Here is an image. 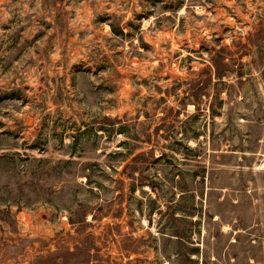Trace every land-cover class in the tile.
<instances>
[{
	"label": "rangeland",
	"instance_id": "rangeland-1",
	"mask_svg": "<svg viewBox=\"0 0 264 264\" xmlns=\"http://www.w3.org/2000/svg\"><path fill=\"white\" fill-rule=\"evenodd\" d=\"M0 264H264V0H0Z\"/></svg>",
	"mask_w": 264,
	"mask_h": 264
},
{
	"label": "trees",
	"instance_id": "trees-1",
	"mask_svg": "<svg viewBox=\"0 0 264 264\" xmlns=\"http://www.w3.org/2000/svg\"><path fill=\"white\" fill-rule=\"evenodd\" d=\"M111 27H112V29L114 30V28H113V25L111 24ZM203 95H205V96H207V93H206V91H205V83H202L201 85H199V84H197V87H196V89L194 90V93H189V94H187V95H185V98L186 99H191V98H196L195 100V102H196V109H197V111L198 112H201V110H202V108H200V106H201V103H203ZM218 105H219V102H217V103H215V101H212V100H210V102L208 103V111H209V113L211 114V115H213L214 113H217V114H219V112L220 111H218ZM116 119V118H115ZM117 120V119H116ZM118 129H121V128H117V130ZM149 143H150V141H149ZM150 144H152V143H150ZM153 146V145H152ZM155 147L153 146V147H151L149 150H147V151H141V152H139L135 157H134V159H136L137 157H140V156H144V155H148V153H149V155L150 156H153V155H151V153L152 152H150V151H152V149H154ZM192 149V148H191ZM153 158H157V157H153ZM134 162H137V160H133ZM131 167H132V165H130ZM134 168L135 167H132V170H134ZM131 178L134 180H137V182H141V184L142 185H148L150 188H155L154 187V184H153V182L152 181H148L149 183H145V182H147V181H145V179H138V177H136V175H134V174H132V176H131Z\"/></svg>",
	"mask_w": 264,
	"mask_h": 264
}]
</instances>
